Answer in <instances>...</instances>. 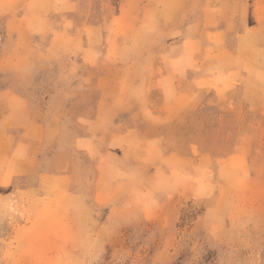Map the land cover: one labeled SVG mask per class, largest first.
<instances>
[{
    "label": "rangeland",
    "instance_id": "374dc122",
    "mask_svg": "<svg viewBox=\"0 0 264 264\" xmlns=\"http://www.w3.org/2000/svg\"><path fill=\"white\" fill-rule=\"evenodd\" d=\"M0 264H264V0H0Z\"/></svg>",
    "mask_w": 264,
    "mask_h": 264
}]
</instances>
